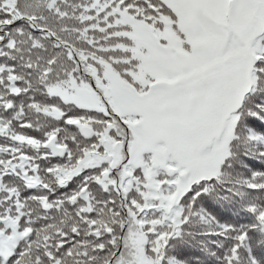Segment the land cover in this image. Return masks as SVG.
<instances>
[{
	"label": "snow or ice",
	"instance_id": "1",
	"mask_svg": "<svg viewBox=\"0 0 264 264\" xmlns=\"http://www.w3.org/2000/svg\"><path fill=\"white\" fill-rule=\"evenodd\" d=\"M0 264H264V0H0Z\"/></svg>",
	"mask_w": 264,
	"mask_h": 264
}]
</instances>
